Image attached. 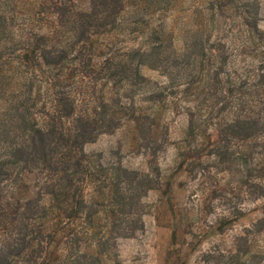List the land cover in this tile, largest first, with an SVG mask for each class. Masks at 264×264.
Masks as SVG:
<instances>
[{"label": "trees", "instance_id": "16d2710c", "mask_svg": "<svg viewBox=\"0 0 264 264\" xmlns=\"http://www.w3.org/2000/svg\"><path fill=\"white\" fill-rule=\"evenodd\" d=\"M260 2L0 0V264H122L118 242L143 230L160 186L169 109L187 115L176 170L206 199L258 201L260 216L234 249L193 263L170 252L167 264H264L250 243L264 242ZM124 126L145 171L84 150Z\"/></svg>", "mask_w": 264, "mask_h": 264}, {"label": "rangeland", "instance_id": "374dc122", "mask_svg": "<svg viewBox=\"0 0 264 264\" xmlns=\"http://www.w3.org/2000/svg\"><path fill=\"white\" fill-rule=\"evenodd\" d=\"M260 3L263 19L259 26L264 29V0ZM180 19L169 16L165 21L166 28L174 32L178 46L182 41ZM245 59L252 61L248 57ZM141 73L151 80L165 81L158 71L146 66L141 67ZM162 113L161 122L167 127L168 134L167 143L157 160L160 186L150 190L144 198L147 212L143 216V230L135 237L118 242L122 264H167L170 252L193 263L205 251H212L215 255L230 251L234 249L235 238L243 233L244 227L260 216L258 201L238 200L230 193L227 198L206 199L196 181L176 170L178 142L185 136L187 115L171 109ZM84 150L114 158L127 168L147 169V158L135 148L133 135L127 126L100 135L95 141L85 144ZM230 211L242 213L232 224L218 231L217 222ZM262 239V235L250 238L253 250L264 251Z\"/></svg>", "mask_w": 264, "mask_h": 264}]
</instances>
